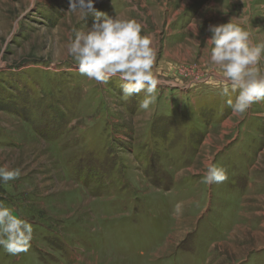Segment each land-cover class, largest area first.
Returning <instances> with one entry per match:
<instances>
[{
    "label": "rangeland",
    "instance_id": "1",
    "mask_svg": "<svg viewBox=\"0 0 264 264\" xmlns=\"http://www.w3.org/2000/svg\"><path fill=\"white\" fill-rule=\"evenodd\" d=\"M154 38L160 83L142 91L79 73L69 0H0V202L33 226L0 264H264V101L233 112L209 63L210 25L264 44V0H95ZM264 72V55L260 62ZM209 165L227 179L204 182Z\"/></svg>",
    "mask_w": 264,
    "mask_h": 264
},
{
    "label": "clouds",
    "instance_id": "2",
    "mask_svg": "<svg viewBox=\"0 0 264 264\" xmlns=\"http://www.w3.org/2000/svg\"><path fill=\"white\" fill-rule=\"evenodd\" d=\"M95 0H69V9L91 13L95 22L87 31L70 36L67 53L78 64V71L89 80L107 84L113 77L125 81L121 86L123 95L131 97L142 91L146 98L141 107L148 109L156 99L160 83L154 65L157 52L154 38L142 34L144 25L135 19L109 16L96 10ZM210 37L206 43L213 45L209 63L222 70V94L239 90L235 102L228 100L233 112L246 113L252 104L264 101V72L260 62L264 44H255L251 32L231 21L210 25ZM19 168L0 166V182L18 179ZM204 182H222L226 171L209 165L204 173ZM15 210L0 202V245L11 255L27 252L33 238V226L18 217Z\"/></svg>",
    "mask_w": 264,
    "mask_h": 264
}]
</instances>
